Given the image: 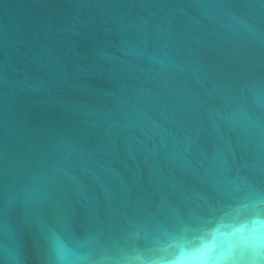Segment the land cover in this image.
I'll list each match as a JSON object with an SVG mask.
<instances>
[{"label":"water","instance_id":"water-1","mask_svg":"<svg viewBox=\"0 0 264 264\" xmlns=\"http://www.w3.org/2000/svg\"><path fill=\"white\" fill-rule=\"evenodd\" d=\"M206 259L264 264V0H0V264Z\"/></svg>","mask_w":264,"mask_h":264},{"label":"clouds","instance_id":"clouds-1","mask_svg":"<svg viewBox=\"0 0 264 264\" xmlns=\"http://www.w3.org/2000/svg\"><path fill=\"white\" fill-rule=\"evenodd\" d=\"M231 241H226L223 237H216L214 239H209L206 244H205V248L204 251H209L211 250L213 247H215L217 250L223 249L225 251L230 250L231 248ZM251 243L253 244V246H259V239H256L254 241H251ZM195 264H213V260L211 259H206V260H200L195 262ZM215 264H229L228 261L225 260H219L216 261ZM252 264H259V262H252Z\"/></svg>","mask_w":264,"mask_h":264}]
</instances>
